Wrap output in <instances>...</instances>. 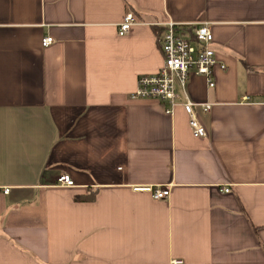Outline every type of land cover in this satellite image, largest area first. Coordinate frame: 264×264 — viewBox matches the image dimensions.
Segmentation results:
<instances>
[{"label":"crops","instance_id":"obj_1","mask_svg":"<svg viewBox=\"0 0 264 264\" xmlns=\"http://www.w3.org/2000/svg\"><path fill=\"white\" fill-rule=\"evenodd\" d=\"M169 19L210 24L206 137L132 97ZM0 264H264V0H0Z\"/></svg>","mask_w":264,"mask_h":264},{"label":"built area","instance_id":"obj_2","mask_svg":"<svg viewBox=\"0 0 264 264\" xmlns=\"http://www.w3.org/2000/svg\"><path fill=\"white\" fill-rule=\"evenodd\" d=\"M132 12L126 13L119 24L118 33L125 34L130 27L137 23ZM158 23H153V25ZM161 24V23H160ZM163 25V31L157 37L163 62L161 67L152 74H143L137 78V87L132 97L134 99L152 98L167 103L166 112H171L178 97V89L184 96L181 103L188 116V125L194 137H206L207 131L198 118L195 107L199 106L203 112H208L210 103H195L187 95L186 84L190 75H201L207 80L208 87L215 86L213 66L216 63L215 52L211 47L213 34L210 24L199 21L186 24L190 30L181 29V25L169 19ZM53 38L46 36L42 44H51ZM222 68L224 66H221ZM57 183L61 186H73V181L66 174L58 176ZM154 199H166L170 194V187H148ZM228 189H225L227 191ZM7 193L9 188H5Z\"/></svg>","mask_w":264,"mask_h":264}]
</instances>
